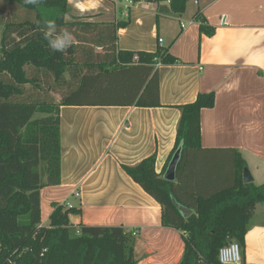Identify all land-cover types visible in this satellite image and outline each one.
<instances>
[{
  "label": "trees",
  "instance_id": "1",
  "mask_svg": "<svg viewBox=\"0 0 264 264\" xmlns=\"http://www.w3.org/2000/svg\"><path fill=\"white\" fill-rule=\"evenodd\" d=\"M142 1L157 5V19L184 13L188 2L132 0ZM195 16L200 33L213 35L214 28ZM91 17L72 15L68 0H0V264H137L135 236L122 226L76 229L69 216L80 209L57 203L48 223L41 224L40 189L61 179L60 107L160 106L155 64L177 62L170 46L154 52L118 49L117 30L125 23ZM49 20L73 36L63 53L53 52L44 38ZM53 91H59L58 100L51 98ZM214 101V92H200L193 102L175 106L180 110L175 145L160 172L155 155L121 166L160 205L162 224L181 232L184 250L177 264H220L218 251L232 240L242 255L248 222L264 203V184L243 183L246 163L237 150L201 146L200 114ZM177 148L182 150L177 182L191 152L225 150L231 152V182L219 186L228 176L220 155L209 170L218 173L217 189L208 197L189 196L194 203L183 202L177 183L163 178ZM172 197L193 213L184 217Z\"/></svg>",
  "mask_w": 264,
  "mask_h": 264
},
{
  "label": "crops",
  "instance_id": "2",
  "mask_svg": "<svg viewBox=\"0 0 264 264\" xmlns=\"http://www.w3.org/2000/svg\"><path fill=\"white\" fill-rule=\"evenodd\" d=\"M68 3L72 15L124 22L117 30L118 49L154 52L162 38L177 62L155 64L160 106L60 107L61 179L40 189L41 224L48 223L53 204L68 203L80 209L69 216L76 229L122 226L132 232L137 264H177L184 250L181 232L162 224L160 205L121 166L155 155L160 172L175 145L180 118L175 106L212 91L213 107L200 114L201 146L237 150L253 183L264 184V0H188L184 13L158 19L155 3ZM197 13L213 35L200 33L198 21L188 24ZM220 155L228 176L219 186L231 182V152H191L175 180L183 202L217 189L218 173L209 170ZM244 240L242 264H264V203L256 205Z\"/></svg>",
  "mask_w": 264,
  "mask_h": 264
},
{
  "label": "built area",
  "instance_id": "3",
  "mask_svg": "<svg viewBox=\"0 0 264 264\" xmlns=\"http://www.w3.org/2000/svg\"><path fill=\"white\" fill-rule=\"evenodd\" d=\"M122 1H125L129 6H133L135 3L132 0H114V3L120 4ZM196 4L197 1H194ZM193 21L200 22V18L194 17L193 20H190L188 24H192ZM181 27L184 28L185 24L181 23ZM159 47H163L164 40L162 38H158L157 40ZM134 60H137V56H134ZM161 65V63H156V66ZM78 195V193H76ZM66 207H72L68 203H65ZM218 261L220 264H242V255H241V248L236 241H229L228 243L224 244L220 247L218 251Z\"/></svg>",
  "mask_w": 264,
  "mask_h": 264
},
{
  "label": "clouds",
  "instance_id": "4",
  "mask_svg": "<svg viewBox=\"0 0 264 264\" xmlns=\"http://www.w3.org/2000/svg\"><path fill=\"white\" fill-rule=\"evenodd\" d=\"M26 3H34L35 0H25ZM44 38L53 52H65L73 42L72 34L67 30L58 31L54 21L45 22Z\"/></svg>",
  "mask_w": 264,
  "mask_h": 264
},
{
  "label": "water",
  "instance_id": "5",
  "mask_svg": "<svg viewBox=\"0 0 264 264\" xmlns=\"http://www.w3.org/2000/svg\"><path fill=\"white\" fill-rule=\"evenodd\" d=\"M181 152H182L181 148H177L172 154L167 164V167L163 173V178L165 180L168 181L176 180V169L181 158ZM242 178H243V183L245 184L253 182V177L247 167L243 169ZM172 203L181 212V214L184 217H188L190 214L193 213V210L191 208L178 203L173 197H172Z\"/></svg>",
  "mask_w": 264,
  "mask_h": 264
},
{
  "label": "rangeland",
  "instance_id": "6",
  "mask_svg": "<svg viewBox=\"0 0 264 264\" xmlns=\"http://www.w3.org/2000/svg\"><path fill=\"white\" fill-rule=\"evenodd\" d=\"M1 32H2V26L0 25V39H1ZM51 95V98L53 99V100H58L59 98H60V94H59V91H57V92H51L50 93ZM50 98V97H49ZM249 170V169H248Z\"/></svg>",
  "mask_w": 264,
  "mask_h": 264
}]
</instances>
